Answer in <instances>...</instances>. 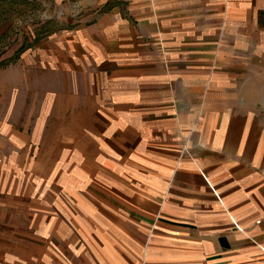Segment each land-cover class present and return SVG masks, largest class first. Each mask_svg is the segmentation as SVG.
Here are the masks:
<instances>
[{
	"label": "rangeland",
	"instance_id": "obj_1",
	"mask_svg": "<svg viewBox=\"0 0 264 264\" xmlns=\"http://www.w3.org/2000/svg\"><path fill=\"white\" fill-rule=\"evenodd\" d=\"M115 3L118 17L146 32L148 23L122 0H0V233L29 230L34 246L48 243L50 256L55 244L68 255L83 243L89 249L145 235L102 196L133 208L151 184L135 179L147 171L136 166L134 130L157 132L155 123L173 120L176 107L208 105L201 94L245 85L261 92L264 115L253 47L244 46V55L221 49L230 33L177 37L180 45L194 40L196 51L173 46V36H117Z\"/></svg>",
	"mask_w": 264,
	"mask_h": 264
},
{
	"label": "crops",
	"instance_id": "obj_2",
	"mask_svg": "<svg viewBox=\"0 0 264 264\" xmlns=\"http://www.w3.org/2000/svg\"><path fill=\"white\" fill-rule=\"evenodd\" d=\"M123 1L148 26L137 34L117 16L115 3L111 19L121 23L112 30L117 36H173V46L196 51L194 40V46L180 45L177 37L230 33L233 41L220 40L221 49L235 47L244 55V46L253 47L257 76L264 77V0ZM249 31L252 38L244 39ZM115 83L117 99L125 84ZM258 90L245 85L235 92L204 93L208 105L170 111L174 127L171 118L155 123L161 124L157 132L150 125L133 131L136 166L147 171L135 179L151 184L139 191L133 208L102 196L146 228L145 235L91 243L89 249L83 243L68 255L55 244L57 254L50 256L48 243L34 246L29 230L6 231L0 233V264H264V115Z\"/></svg>",
	"mask_w": 264,
	"mask_h": 264
}]
</instances>
